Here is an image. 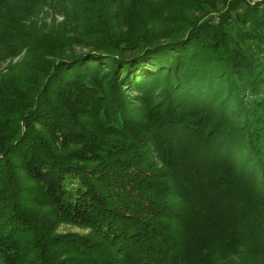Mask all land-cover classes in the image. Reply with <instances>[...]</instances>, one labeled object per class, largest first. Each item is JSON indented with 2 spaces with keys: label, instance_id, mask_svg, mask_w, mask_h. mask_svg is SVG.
<instances>
[{
  "label": "trees",
  "instance_id": "trees-1",
  "mask_svg": "<svg viewBox=\"0 0 264 264\" xmlns=\"http://www.w3.org/2000/svg\"><path fill=\"white\" fill-rule=\"evenodd\" d=\"M0 264H264V0H0Z\"/></svg>",
  "mask_w": 264,
  "mask_h": 264
},
{
  "label": "rangeland",
  "instance_id": "rangeland-1",
  "mask_svg": "<svg viewBox=\"0 0 264 264\" xmlns=\"http://www.w3.org/2000/svg\"><path fill=\"white\" fill-rule=\"evenodd\" d=\"M246 1L252 2V1H256V0H246ZM52 19H55V21H56L55 24L62 22V18L55 12H49L47 17L42 18V22H44L45 24H51ZM62 231L80 232L81 230H79L77 228L64 227V228H62Z\"/></svg>",
  "mask_w": 264,
  "mask_h": 264
}]
</instances>
